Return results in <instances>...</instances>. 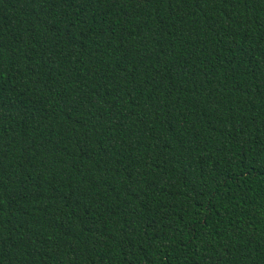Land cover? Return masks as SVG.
Segmentation results:
<instances>
[{"label": "trees", "instance_id": "trees-1", "mask_svg": "<svg viewBox=\"0 0 264 264\" xmlns=\"http://www.w3.org/2000/svg\"><path fill=\"white\" fill-rule=\"evenodd\" d=\"M0 264H264V0H0Z\"/></svg>", "mask_w": 264, "mask_h": 264}]
</instances>
